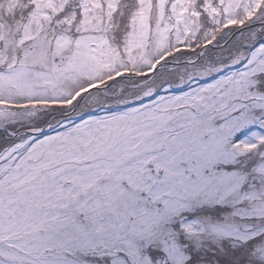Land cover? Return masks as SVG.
<instances>
[{"label":"snow or ice","instance_id":"6c2138e0","mask_svg":"<svg viewBox=\"0 0 264 264\" xmlns=\"http://www.w3.org/2000/svg\"><path fill=\"white\" fill-rule=\"evenodd\" d=\"M0 264H264V0H0Z\"/></svg>","mask_w":264,"mask_h":264}]
</instances>
